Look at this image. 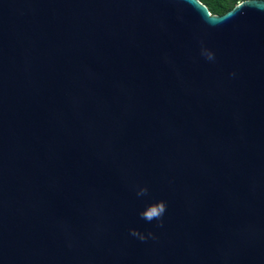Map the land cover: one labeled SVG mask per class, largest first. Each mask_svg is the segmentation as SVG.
I'll return each mask as SVG.
<instances>
[{
	"label": "water",
	"instance_id": "obj_1",
	"mask_svg": "<svg viewBox=\"0 0 264 264\" xmlns=\"http://www.w3.org/2000/svg\"><path fill=\"white\" fill-rule=\"evenodd\" d=\"M0 264H264V0H0Z\"/></svg>",
	"mask_w": 264,
	"mask_h": 264
},
{
	"label": "clouds",
	"instance_id": "obj_2",
	"mask_svg": "<svg viewBox=\"0 0 264 264\" xmlns=\"http://www.w3.org/2000/svg\"><path fill=\"white\" fill-rule=\"evenodd\" d=\"M200 55L208 62H215L216 55L215 52L204 45L201 41ZM232 77L236 76L235 72L229 74ZM135 194L138 198L146 197L149 195V188L146 185L136 186ZM167 211V202L164 200H158L147 204L141 211H139V217L147 223L156 221L157 227H163L164 221L163 217ZM129 235L138 238L140 241H147L149 238L155 239V234L152 231H147L146 233L139 231L136 228L129 229Z\"/></svg>",
	"mask_w": 264,
	"mask_h": 264
},
{
	"label": "trees",
	"instance_id": "obj_3",
	"mask_svg": "<svg viewBox=\"0 0 264 264\" xmlns=\"http://www.w3.org/2000/svg\"><path fill=\"white\" fill-rule=\"evenodd\" d=\"M242 1H245V0H231V2L222 4L214 0L212 4L208 7V10L211 14L222 15L228 12L229 10H231L237 4V2H242Z\"/></svg>",
	"mask_w": 264,
	"mask_h": 264
},
{
	"label": "rangeland",
	"instance_id": "obj_4",
	"mask_svg": "<svg viewBox=\"0 0 264 264\" xmlns=\"http://www.w3.org/2000/svg\"><path fill=\"white\" fill-rule=\"evenodd\" d=\"M199 1V0H198ZM201 1V2H200ZM199 2L201 3V4H203L207 9H208V7L212 4V2L214 1V0H200ZM215 1H218V2H220V3H227V2H231V0H215ZM238 3H240V2H237V4ZM209 11V10H208ZM210 13V12H209ZM211 14V13H210ZM211 15H215V14H211Z\"/></svg>",
	"mask_w": 264,
	"mask_h": 264
}]
</instances>
